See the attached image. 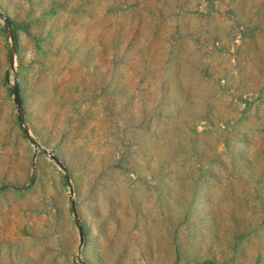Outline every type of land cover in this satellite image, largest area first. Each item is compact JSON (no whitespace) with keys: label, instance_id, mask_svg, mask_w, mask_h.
Segmentation results:
<instances>
[{"label":"rangeland","instance_id":"1","mask_svg":"<svg viewBox=\"0 0 264 264\" xmlns=\"http://www.w3.org/2000/svg\"><path fill=\"white\" fill-rule=\"evenodd\" d=\"M0 264H264V0H0Z\"/></svg>","mask_w":264,"mask_h":264}]
</instances>
